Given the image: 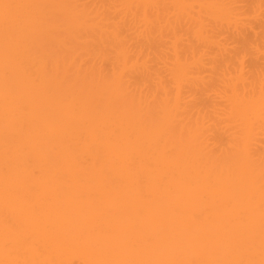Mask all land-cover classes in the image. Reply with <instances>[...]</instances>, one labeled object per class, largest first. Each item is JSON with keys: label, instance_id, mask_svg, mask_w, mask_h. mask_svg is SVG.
<instances>
[{"label": "bare ground", "instance_id": "obj_1", "mask_svg": "<svg viewBox=\"0 0 264 264\" xmlns=\"http://www.w3.org/2000/svg\"><path fill=\"white\" fill-rule=\"evenodd\" d=\"M38 1L0 0V264H264V177L242 172L251 121L264 119V76L254 67L245 78L242 67L252 29L242 28L229 84L238 97L250 80L245 104L228 108L244 128L236 161L206 168L197 150L188 165L167 154L171 112L159 124L123 125V115L47 91L44 76L28 78L26 40L42 22L39 10L23 12ZM215 2L208 7L236 21ZM255 38L264 57V31ZM120 65L119 77L129 62ZM171 75L178 88L180 72Z\"/></svg>", "mask_w": 264, "mask_h": 264}, {"label": "rangeland", "instance_id": "obj_2", "mask_svg": "<svg viewBox=\"0 0 264 264\" xmlns=\"http://www.w3.org/2000/svg\"><path fill=\"white\" fill-rule=\"evenodd\" d=\"M176 1L39 0L36 10L23 12L30 18L39 10L42 22L29 35L33 41L26 40V75L44 76L47 91L127 117L123 125L159 124L171 112L164 134L167 154L182 156L188 165L197 150L202 166L232 168L234 139L244 128L230 118L228 108L233 99L245 104L242 93L250 80L239 85L238 97L229 84L237 77L241 62L235 56L248 33L254 45L242 60L244 76L254 67L264 76L255 38L264 31V0H220L236 14L230 23L224 20L228 14L208 7L215 0H179L180 6ZM243 26L252 30L242 31ZM123 57L129 67L119 77ZM174 71L180 72L178 88ZM177 89L180 99L172 109ZM256 119L251 121L248 168L242 172L264 177V119Z\"/></svg>", "mask_w": 264, "mask_h": 264}]
</instances>
